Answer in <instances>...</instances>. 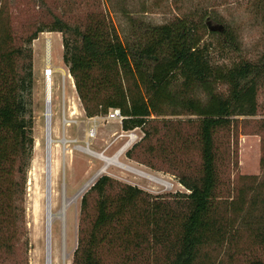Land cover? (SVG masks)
<instances>
[{
	"label": "trees",
	"instance_id": "1",
	"mask_svg": "<svg viewBox=\"0 0 264 264\" xmlns=\"http://www.w3.org/2000/svg\"><path fill=\"white\" fill-rule=\"evenodd\" d=\"M38 2L39 14L19 20L10 1L0 0V260L24 234L35 144L31 45L40 33L60 32L63 64L86 115L119 109L123 130L143 132L127 156L138 153V161L154 169L152 159L140 156L161 158L188 190L153 195L102 175L82 197L72 264L264 263V178L240 175L232 183L229 135L240 116L257 115L264 49L254 59L216 64L208 34L219 36L222 49H241L209 6L163 23L143 17L148 10L133 15L124 9L121 32L100 0L84 16L72 14L76 0L60 11ZM254 5L264 21V0ZM260 128L264 132V118ZM253 245L262 257L251 258Z\"/></svg>",
	"mask_w": 264,
	"mask_h": 264
},
{
	"label": "rangeland",
	"instance_id": "2",
	"mask_svg": "<svg viewBox=\"0 0 264 264\" xmlns=\"http://www.w3.org/2000/svg\"><path fill=\"white\" fill-rule=\"evenodd\" d=\"M8 1L19 20L40 12L38 0ZM46 1L53 8L59 6L58 11H60L70 0ZM100 1L104 9L110 12L120 31L126 28L127 16L122 12L124 9H128L133 15H140L141 10H148L143 17L154 23H163L180 12L201 5L209 6L212 13L220 16L221 23L237 35L241 49L237 52L222 49L219 36L208 34L205 40L211 44L210 49L216 64L224 62L228 64L239 57L254 59L264 49V21L255 12L256 0H189L187 3L176 0ZM76 2L72 14L84 16L98 0H76ZM49 37L51 44L48 52L49 40L45 39L46 36H42L33 46L35 39L31 45L34 61V87L31 101L35 120L33 129L35 144L27 174L24 234L16 243L14 253L9 257H3L0 264H48L49 259L51 264H72L78 244L82 197L104 174L139 186L153 195L188 192L175 175L167 171V164L161 158L153 159L148 154H140L143 160L152 159L157 167L154 169L139 162L138 153L134 159L127 156L129 149L125 151V147L121 149L127 138L119 137L123 129L118 118L86 115L64 64L65 70L54 69L50 65L54 73L52 77H48L49 83L47 82L44 68L48 53L50 64L53 66L62 65L64 53L62 33L52 32ZM47 83L50 84L51 91L50 129L46 126L45 117ZM258 101L257 115L240 116L230 130L232 156L230 167L232 170H230L233 184L239 183L237 179L240 175H257L258 182L264 178V168L261 166V159L264 158V149H262L264 132L260 128V120L264 118L263 91L258 93ZM134 130L139 136H143L140 129ZM223 140H228L226 134ZM48 150L50 152H47ZM236 160L237 165L234 164ZM122 164L146 172L157 180L128 170L122 167ZM241 182L243 183V179ZM250 247L251 258L262 257L259 246ZM244 258L246 257L243 255L242 259Z\"/></svg>",
	"mask_w": 264,
	"mask_h": 264
},
{
	"label": "built area",
	"instance_id": "3",
	"mask_svg": "<svg viewBox=\"0 0 264 264\" xmlns=\"http://www.w3.org/2000/svg\"><path fill=\"white\" fill-rule=\"evenodd\" d=\"M54 73V69L50 66V58L49 55L46 57V66L44 68V76L45 77H52ZM105 118H118L120 122H122L124 116L121 114L120 110L117 108L111 109L107 114ZM119 137H126V142L121 147H125L124 151L127 149H130L136 142H138L141 139V136H139L136 133V130H129L125 131L123 130L122 133L119 135ZM123 151V152H124Z\"/></svg>",
	"mask_w": 264,
	"mask_h": 264
},
{
	"label": "bare ground",
	"instance_id": "4",
	"mask_svg": "<svg viewBox=\"0 0 264 264\" xmlns=\"http://www.w3.org/2000/svg\"><path fill=\"white\" fill-rule=\"evenodd\" d=\"M48 79L49 78L47 77V82L49 81ZM48 83L46 85V92H45V102H46L45 117H46V126H47L48 129H50V127H51V117H52V114H51V105H50V102H51V91H50V84H48ZM49 143H51V139H49ZM47 152H50V150H48ZM88 152H90V150ZM47 154H49V153H47ZM121 166L124 167V168H126V169H128V170H131V171L137 172L139 174H142V175H144L147 178L157 180L152 175L147 174L146 172H143V171L138 170L136 168H133V167H131L129 165L122 164ZM48 264H51V260L50 259L48 261Z\"/></svg>",
	"mask_w": 264,
	"mask_h": 264
},
{
	"label": "crops",
	"instance_id": "5",
	"mask_svg": "<svg viewBox=\"0 0 264 264\" xmlns=\"http://www.w3.org/2000/svg\"><path fill=\"white\" fill-rule=\"evenodd\" d=\"M52 32H43L41 35H40V37H38V39H36L35 41H34V44H33V46H35V42L37 41V40H39L42 36H46V38L45 39H48L49 40V42H48V44H47V52H48V50H49V48H50V44H51V40H50V37H49V35L51 34ZM35 51V50H34ZM48 55H49V53H48ZM54 69H64L65 70V68H64V66H63V63H62V65L60 64V66L58 65V66H53L52 64H50ZM69 77H70V79H71V82H72V85L75 87V85H74V80H73V78L69 75ZM65 79H66V76L64 77Z\"/></svg>",
	"mask_w": 264,
	"mask_h": 264
},
{
	"label": "water",
	"instance_id": "6",
	"mask_svg": "<svg viewBox=\"0 0 264 264\" xmlns=\"http://www.w3.org/2000/svg\"><path fill=\"white\" fill-rule=\"evenodd\" d=\"M211 30H222L223 25H210L209 26Z\"/></svg>",
	"mask_w": 264,
	"mask_h": 264
}]
</instances>
